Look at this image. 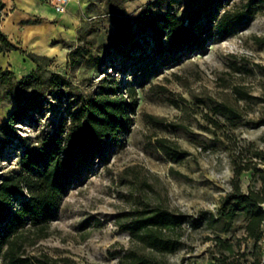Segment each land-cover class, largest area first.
<instances>
[{"label": "rangeland", "instance_id": "rangeland-1", "mask_svg": "<svg viewBox=\"0 0 264 264\" xmlns=\"http://www.w3.org/2000/svg\"><path fill=\"white\" fill-rule=\"evenodd\" d=\"M201 1L127 0L119 9L128 19L143 8L182 16ZM5 2L0 30L20 45L11 54L17 63L14 56L7 55L6 61L19 79L31 69L21 57L30 62L35 50L16 24L4 23L18 10L13 0ZM113 2L79 4L81 26L71 47L80 49L73 56L76 62L67 65L68 49L64 60L39 57L44 78L58 72L71 86H60L41 109L14 124L19 138L4 137L0 175L18 168L25 143L38 144L80 107L73 93L86 99L106 82L120 83L119 92L133 108L127 130L116 142L98 148L94 159L80 168L48 234L34 241V235H25L21 256L49 264H225L223 259L227 264H264V223L262 237L254 240L246 236L242 215L224 232L211 222L235 184L246 191L258 185L256 171L264 172V8L230 34L210 35L199 48L172 51L167 45L157 47L147 33L137 34L138 49L115 47L114 31L123 25L115 23L110 12ZM40 6L38 12L47 19L58 17L49 6ZM22 12L29 16L21 21L24 29L27 22L41 23L28 10ZM42 23L33 26L41 28ZM131 29L136 30L134 24ZM14 104L13 95L0 101V123ZM224 105L238 117L224 114ZM234 159L248 160L256 170L251 166L236 176ZM156 207L185 217L164 232L176 245L172 251L151 249L128 229L139 213ZM217 237L232 244L233 251L223 248Z\"/></svg>", "mask_w": 264, "mask_h": 264}, {"label": "trees", "instance_id": "trees-1", "mask_svg": "<svg viewBox=\"0 0 264 264\" xmlns=\"http://www.w3.org/2000/svg\"><path fill=\"white\" fill-rule=\"evenodd\" d=\"M126 1L114 0L110 12L116 16L115 23L123 25L114 31V46L122 45L127 49L140 47L138 33L149 34L157 47L167 45L172 51L199 48L210 35L230 34L239 23L251 19L264 8V0H202L182 16L143 8L128 19L119 9V5ZM3 8L4 2L0 0V11ZM132 24L135 31L131 29ZM17 49L19 46L0 30V53ZM79 50L76 47L68 53L67 65L76 62L73 56ZM29 57L36 68L19 79L12 70L0 69V101L13 95L15 103L7 118L0 123V149L5 143L4 137L19 138L14 126L18 120L41 109L47 96L57 92L60 86H71L58 72H51L48 78H44L39 57L32 53ZM121 87L116 81L113 85L106 82L86 99L73 93L72 98L81 102L80 107L68 119L59 120L52 132L38 144L30 146L25 143L18 168L10 174L0 175V264H49L46 260L33 262L22 257L23 238L31 234L34 241L48 234V225L57 217L62 196L73 183L75 174L94 159L98 148L116 142L127 130L133 108L119 92ZM29 88L31 92L27 91ZM223 113L238 117L228 105L223 106ZM170 150L176 152L173 148ZM237 158L241 156L237 155ZM251 166L255 169L248 160L234 159V174L237 176ZM256 172L258 185H249L246 191H242L235 184L216 214L211 216L212 225L219 232L227 231L236 217L242 215L246 236L254 240L262 237L264 172ZM184 219L180 214L156 207L139 213L128 229L144 245L168 252L176 245L165 238L164 232L178 226ZM217 240L223 248L233 251L232 244L226 239L217 237ZM138 263L132 261V264ZM223 263L227 264L224 259Z\"/></svg>", "mask_w": 264, "mask_h": 264}, {"label": "crops", "instance_id": "crops-1", "mask_svg": "<svg viewBox=\"0 0 264 264\" xmlns=\"http://www.w3.org/2000/svg\"><path fill=\"white\" fill-rule=\"evenodd\" d=\"M13 1L15 2L18 8V10L15 11L14 13L16 14V16L12 17L11 15V17L9 18H5V21L7 22V20L10 19V23L16 24V28H19V34H22L23 36L27 35V34H24V32L28 29H29L28 31L34 30V29L40 30V32L42 31V35L37 38L39 40L37 41L36 46L32 47L35 50L34 54H36V56L46 57V58L58 56L61 58L63 57V60H64L68 52L67 49L71 50V47L73 46V42H75V39L77 37V31L81 26V19L78 16L77 10H78L79 4L81 7L84 6V0H69L64 13H58V17H56L54 21L47 19L46 16H44L45 15L44 12H42V14L38 12L39 10L38 6L40 7V10H42V7L40 6L41 4L42 5L45 4L46 6H49L51 11H54L51 5L52 1L54 0H13ZM3 2H4L3 9H6L7 3L5 2V0ZM30 8H32V10ZM25 9L28 10V12L31 13V15L33 14L37 18L42 19L41 23L42 22L43 23H42L41 28L39 26H33L36 24H41V23L33 22V21L27 22V24L25 23V25H29V26H27L25 29L23 28L24 25L21 23V21H26L27 20L26 17H29L27 16L25 12H22ZM43 11L46 12L47 9L44 8ZM7 13L9 14L10 12L7 11ZM37 15H41V16H37ZM3 21L4 20H2V23ZM1 26H2L1 28L3 29V24ZM36 35L37 34L33 36L36 37ZM26 38L25 40L28 42L27 44L29 45L31 43V40H33V38L32 37L30 38L27 36ZM63 43H65V45ZM18 46L20 45L18 44ZM17 51L18 49L1 52L0 53V58H1L0 67H2L3 69L4 67H7L8 69H10L9 67L10 64L7 63L6 61L9 59L8 57L11 58V56H14L11 54H16ZM14 57H15L14 62L16 63L18 60V57L16 56ZM24 59L26 60L27 64L31 65L30 71L36 68V64L32 60L29 62L27 60L28 58L21 57V60H24ZM30 71L28 73H24L22 76L29 74Z\"/></svg>", "mask_w": 264, "mask_h": 264}, {"label": "built area", "instance_id": "built-area-1", "mask_svg": "<svg viewBox=\"0 0 264 264\" xmlns=\"http://www.w3.org/2000/svg\"><path fill=\"white\" fill-rule=\"evenodd\" d=\"M69 0H54L51 5L55 12L63 13L66 10V6ZM262 209H264V202L261 203Z\"/></svg>", "mask_w": 264, "mask_h": 264}, {"label": "bare ground", "instance_id": "bare-ground-1", "mask_svg": "<svg viewBox=\"0 0 264 264\" xmlns=\"http://www.w3.org/2000/svg\"><path fill=\"white\" fill-rule=\"evenodd\" d=\"M64 13V12H63ZM6 23H10V19H8L7 20V22ZM10 25V24H9ZM11 26V25H10ZM30 28H32V27H30ZM29 30V29H28ZM28 30H26L25 32H24V34H27V35H25V36H27V37H32L33 38V40H31V43H30V45H31V47H33V46H36V44H37V41L39 40V39H37L38 38V36L36 35V37H34L33 35H35V34H37L38 32H40V30H37V29H34V30H30V31H28ZM17 63V62H16Z\"/></svg>", "mask_w": 264, "mask_h": 264}]
</instances>
